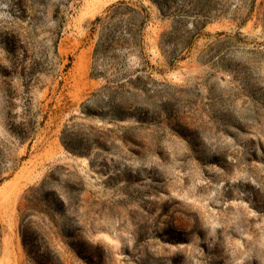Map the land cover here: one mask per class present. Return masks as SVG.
<instances>
[{
    "label": "rangeland",
    "instance_id": "1",
    "mask_svg": "<svg viewBox=\"0 0 264 264\" xmlns=\"http://www.w3.org/2000/svg\"><path fill=\"white\" fill-rule=\"evenodd\" d=\"M0 264H264V0H0Z\"/></svg>",
    "mask_w": 264,
    "mask_h": 264
},
{
    "label": "trees",
    "instance_id": "2",
    "mask_svg": "<svg viewBox=\"0 0 264 264\" xmlns=\"http://www.w3.org/2000/svg\"><path fill=\"white\" fill-rule=\"evenodd\" d=\"M151 1L156 3L161 0ZM148 19L147 9L137 3L119 1L109 6L106 14L103 17H97L93 22V25L99 28L94 54L109 53L125 48L137 49L142 54V32ZM143 66L145 69L148 68L147 62H144ZM145 72L142 71L143 74ZM143 76L142 78L147 82L151 81L149 76ZM135 80H139V77Z\"/></svg>",
    "mask_w": 264,
    "mask_h": 264
}]
</instances>
